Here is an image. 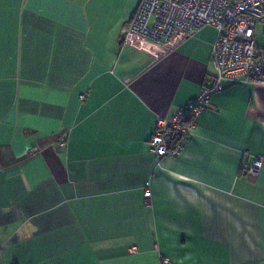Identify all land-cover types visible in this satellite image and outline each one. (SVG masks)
Returning a JSON list of instances; mask_svg holds the SVG:
<instances>
[{"label": "crops", "instance_id": "1", "mask_svg": "<svg viewBox=\"0 0 264 264\" xmlns=\"http://www.w3.org/2000/svg\"><path fill=\"white\" fill-rule=\"evenodd\" d=\"M139 2L0 0V264H264V86L213 94L155 156L215 31L157 44L130 32Z\"/></svg>", "mask_w": 264, "mask_h": 264}, {"label": "built area", "instance_id": "2", "mask_svg": "<svg viewBox=\"0 0 264 264\" xmlns=\"http://www.w3.org/2000/svg\"><path fill=\"white\" fill-rule=\"evenodd\" d=\"M259 26L264 36V0H140L130 23V32L137 36L165 44L173 37L185 39L205 27L215 31L213 69L208 72L207 83L184 107L158 118L149 141L150 152L159 158H177L196 117L213 94L231 84L264 86V45H255ZM262 164L263 158L257 156L242 169L255 176ZM145 197H150L149 190ZM161 264L171 262L163 258Z\"/></svg>", "mask_w": 264, "mask_h": 264}, {"label": "rangeland", "instance_id": "3", "mask_svg": "<svg viewBox=\"0 0 264 264\" xmlns=\"http://www.w3.org/2000/svg\"><path fill=\"white\" fill-rule=\"evenodd\" d=\"M255 45L257 47H262L264 45L263 27H258L257 37L255 40Z\"/></svg>", "mask_w": 264, "mask_h": 264}]
</instances>
